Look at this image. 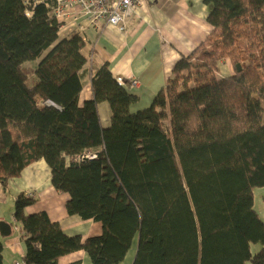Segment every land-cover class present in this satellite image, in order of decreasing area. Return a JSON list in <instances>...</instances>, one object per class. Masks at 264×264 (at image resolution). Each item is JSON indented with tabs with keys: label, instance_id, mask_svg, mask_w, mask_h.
I'll list each match as a JSON object with an SVG mask.
<instances>
[{
	"label": "trees",
	"instance_id": "16d2710c",
	"mask_svg": "<svg viewBox=\"0 0 264 264\" xmlns=\"http://www.w3.org/2000/svg\"><path fill=\"white\" fill-rule=\"evenodd\" d=\"M203 4L208 35L148 108L131 111L136 95L61 35L52 2L0 0V184L43 159L55 192L69 196L67 214L101 226L83 241L68 236L46 212L27 213L37 197L17 193L23 264L80 250L91 264H122L133 246L131 264H264L253 204L264 187V0ZM224 62L228 76L218 74Z\"/></svg>",
	"mask_w": 264,
	"mask_h": 264
},
{
	"label": "crops",
	"instance_id": "0c3cea01",
	"mask_svg": "<svg viewBox=\"0 0 264 264\" xmlns=\"http://www.w3.org/2000/svg\"><path fill=\"white\" fill-rule=\"evenodd\" d=\"M207 15L203 0H142L136 12L128 18L124 32L104 22L97 28L86 29L82 51L89 53L96 64L106 62L117 80H121L130 89L141 91L142 96L150 100L165 86L174 64L208 35L210 27L206 21ZM230 73L231 68L227 62L219 64L220 76H228ZM132 78L138 81L137 87L130 86ZM98 113L101 125L107 127L111 112L106 102L98 105ZM20 192L37 197V203L26 210L28 214L46 212L50 225L59 226L66 235L78 236L83 241L100 234L99 223L67 214L65 206L69 196L55 192L50 183V170L43 159L25 168L19 178L8 180L6 187L0 184V204L7 194L12 195L14 202L16 194ZM3 223L11 228L8 237L13 235L10 243L0 239L3 264H20L10 255L13 246L18 248L23 264L24 245L18 228L14 226L13 214L9 219L0 218V224ZM132 251L131 259L134 246ZM5 252L11 256L6 260ZM77 262L91 264L83 250L58 260V264Z\"/></svg>",
	"mask_w": 264,
	"mask_h": 264
},
{
	"label": "built area",
	"instance_id": "2783aa9c",
	"mask_svg": "<svg viewBox=\"0 0 264 264\" xmlns=\"http://www.w3.org/2000/svg\"><path fill=\"white\" fill-rule=\"evenodd\" d=\"M43 2L53 3L54 16L60 23V30L69 29L71 38L84 43L86 29L97 28L102 22L124 32L128 18L136 12L142 0H24L27 5ZM138 84L133 79L130 86L137 87Z\"/></svg>",
	"mask_w": 264,
	"mask_h": 264
},
{
	"label": "rangeland",
	"instance_id": "374dc122",
	"mask_svg": "<svg viewBox=\"0 0 264 264\" xmlns=\"http://www.w3.org/2000/svg\"><path fill=\"white\" fill-rule=\"evenodd\" d=\"M69 28L71 29V26H69ZM61 35L67 36V37L71 38L70 35H69V29L61 30ZM76 45L77 46H81L82 49H83V46H82L83 44L82 43H79L78 42V44H76ZM83 54L84 55H88L84 51H83ZM29 64H32V63L28 62L27 65H29ZM133 79H135V78H132L130 80V83H131V81ZM125 87L130 92L134 93L136 95L137 99H138L137 102H135L134 104L131 105V107H130V110L131 111H137V110H141V109H145V108H148L149 107V105L152 102V99H153L154 96H152V98L149 100V99L144 98L142 96L141 91H138L137 92V90H135L134 88L130 89L129 87H127V85H125ZM90 95H91V93H90L88 76L82 77L81 78V90L79 92V100H80V103L82 104L87 97H90ZM140 97H143V98H141V100H139ZM5 197H6L5 200L2 202V204H0V218L3 217V219H9V217H11L12 214H13V200H12V195L7 194ZM253 204H254L255 211L259 215V218L264 223V187H258V188H254L253 189ZM14 234H16V233H14ZM12 236H10L8 238H0V239L5 240L6 242L10 243ZM252 247H253L252 248V252L253 253H255L254 251H257L258 249L261 248L259 244L252 245ZM11 250L12 251L10 252V255L12 257L16 258V260L20 264H22V258L19 255L18 248L15 247V246H13L11 248ZM132 254H133V251H132V248H131V250H129V252L127 253V257L125 258V260L123 262L124 264H131ZM10 255H9L8 252H5L4 259L5 260L8 259V257ZM9 260H10V258H9ZM5 264H8V263L5 262Z\"/></svg>",
	"mask_w": 264,
	"mask_h": 264
},
{
	"label": "water",
	"instance_id": "95a60500",
	"mask_svg": "<svg viewBox=\"0 0 264 264\" xmlns=\"http://www.w3.org/2000/svg\"><path fill=\"white\" fill-rule=\"evenodd\" d=\"M11 228L8 224H0V236L1 237H8L10 235Z\"/></svg>",
	"mask_w": 264,
	"mask_h": 264
}]
</instances>
